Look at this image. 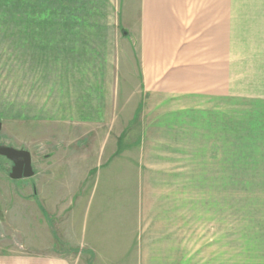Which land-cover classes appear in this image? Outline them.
Wrapping results in <instances>:
<instances>
[{
	"label": "rangeland",
	"instance_id": "rangeland-1",
	"mask_svg": "<svg viewBox=\"0 0 264 264\" xmlns=\"http://www.w3.org/2000/svg\"><path fill=\"white\" fill-rule=\"evenodd\" d=\"M139 1L0 0V145L34 171L12 179L0 155V264H87L84 236L109 264L118 228L143 223L141 182L225 180L193 106L143 109Z\"/></svg>",
	"mask_w": 264,
	"mask_h": 264
},
{
	"label": "crops",
	"instance_id": "crops-1",
	"mask_svg": "<svg viewBox=\"0 0 264 264\" xmlns=\"http://www.w3.org/2000/svg\"><path fill=\"white\" fill-rule=\"evenodd\" d=\"M139 16L143 109L193 106L222 141L210 153H225V180L141 182L143 223L118 228L109 264H264V0H140ZM90 239L79 250L94 264Z\"/></svg>",
	"mask_w": 264,
	"mask_h": 264
},
{
	"label": "water",
	"instance_id": "water-1",
	"mask_svg": "<svg viewBox=\"0 0 264 264\" xmlns=\"http://www.w3.org/2000/svg\"><path fill=\"white\" fill-rule=\"evenodd\" d=\"M0 155L5 156L12 162V166L9 172L10 178L18 179L33 175L34 171L31 163V154L28 150L0 145Z\"/></svg>",
	"mask_w": 264,
	"mask_h": 264
},
{
	"label": "flooded vegetation",
	"instance_id": "flooded-vegetation-1",
	"mask_svg": "<svg viewBox=\"0 0 264 264\" xmlns=\"http://www.w3.org/2000/svg\"><path fill=\"white\" fill-rule=\"evenodd\" d=\"M12 166V165H11Z\"/></svg>",
	"mask_w": 264,
	"mask_h": 264
}]
</instances>
